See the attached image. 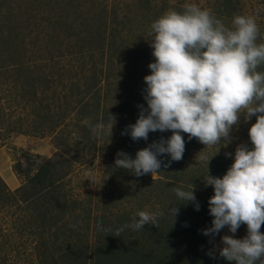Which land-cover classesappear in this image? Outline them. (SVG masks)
Returning <instances> with one entry per match:
<instances>
[{
    "label": "rangeland",
    "instance_id": "obj_1",
    "mask_svg": "<svg viewBox=\"0 0 264 264\" xmlns=\"http://www.w3.org/2000/svg\"><path fill=\"white\" fill-rule=\"evenodd\" d=\"M189 2L193 0H73L71 4L80 3V10L89 22L95 26L96 22H107L108 27H117L119 32L114 37L110 35L112 33L109 29L103 32L104 43L113 42L110 52L112 63L107 61L106 50L103 55L98 51L85 59L80 55H60V51H51L50 56H43V65L40 68L51 78V88L47 91L51 94L52 90L50 111L54 117L57 113L63 115L60 126L54 130L45 129L43 133L34 131V121L40 120L37 112L35 113L36 109L40 112L37 100L21 96L18 85L11 79L5 80L9 74L7 68H0V264H50V252L55 244V230L50 229L51 217L74 222L77 235L79 233V237L75 235V238L67 239L68 231L58 229V234L61 232L64 235H60L55 246L61 245L65 255L71 247L70 242L78 246L80 251L85 250L86 244L88 248L94 245L97 221L99 225L107 224L113 229V233L123 232L131 237L137 230L123 226L130 224L132 217L139 210L159 208L164 213L157 226L150 225L159 229V234H165L168 225L173 223L168 209L179 202L174 193L177 185H174L172 179H166L162 172L137 177L127 170L116 168L114 160L118 151L115 146L120 144L119 149H122L125 144L133 142L129 135L122 133L129 124L135 122L141 106L147 108L146 101L142 99L146 87L143 77L150 73L148 64L155 59L150 38L152 21L167 9H181ZM194 2L211 9L218 18L229 25L234 15H255L261 37L264 38V0ZM31 3L29 0L27 5ZM12 6L15 7V4ZM68 7L72 9L71 6ZM5 9V3H1L0 15ZM13 12L16 13L17 10L14 8ZM82 18L85 20L84 16ZM96 34L91 38L94 42L101 41L103 35L100 33L97 37ZM39 35L45 42L44 36L41 33ZM34 36V32L24 36L23 45L26 49L30 47L27 42ZM44 45L42 44L39 50ZM48 46L51 48L49 44ZM63 46L64 44L61 47ZM26 56L29 65L21 67L20 77L31 66L37 69L32 63L34 59L29 57L28 50ZM88 60L97 69L94 76L92 73L96 70ZM98 68L104 73H100ZM50 71L54 73L51 74ZM88 77L91 83H96V90L85 91ZM121 88H125L123 96L121 93L124 90ZM40 94L38 89L36 96ZM95 111L99 122L107 115L111 117L107 133L102 128L93 130L90 127L88 133L83 132L86 120L93 124L98 122L91 118ZM255 118L252 116L245 121L242 115L230 132L229 142L226 146L222 144L216 154L214 153L218 145L204 146L196 138H192L187 146L190 151L186 158L183 173L185 175L182 177L189 178L188 181L184 178L185 187H190L191 183L194 186L193 191L201 210H198L195 216L202 218V224L206 223L207 227L212 220L208 211V198L213 190L208 189L210 185L205 187L207 168L205 161L200 160V155L214 154L207 165L209 173L214 168V172L222 175L233 159L228 153H234L237 145L241 143L251 147L247 130ZM147 143L148 140L143 145ZM47 158H51L59 167L55 170L59 174L56 182H59L60 177L62 179L60 184L54 187L53 195L56 200L53 199V208L50 207V202L46 203L50 212H46L45 218H42L32 209L33 204L28 206L23 201L24 192L19 194L15 189L26 183L38 164ZM63 161L65 167L62 166ZM18 164L20 166L17 167ZM37 223H44V229L37 227ZM260 230L264 232L263 228ZM246 232V225L242 223L235 234L225 227L214 237L205 235L206 244H203L202 250H205L206 246L209 251V264H216L218 260L225 261L218 252V248L222 246L221 236L228 234L240 238L246 235ZM41 237L44 244L40 243ZM57 254L58 251L55 252L56 257ZM171 261L177 263L176 259ZM83 264H93L91 257L85 253Z\"/></svg>",
    "mask_w": 264,
    "mask_h": 264
},
{
    "label": "clouds",
    "instance_id": "obj_2",
    "mask_svg": "<svg viewBox=\"0 0 264 264\" xmlns=\"http://www.w3.org/2000/svg\"><path fill=\"white\" fill-rule=\"evenodd\" d=\"M150 38L155 59L143 77L147 108L141 106L135 122L122 134L132 140H147L154 131L171 130V135L138 149L134 157L118 151L114 166L137 177L157 173L183 158V134L204 146L218 145L216 154L229 142L242 115L245 121L255 116L247 130L251 147L241 143L234 153H228L233 159L221 176L211 175L207 167L214 154L200 155L207 168L204 184L213 189L208 198L211 224L202 232L214 237L226 227L235 234L245 224L243 237L221 236L219 255L234 264H264V232L260 230L264 224V38L256 16L237 14L230 25L225 24L193 0L154 19ZM110 121L107 115L101 122L84 123L107 133ZM165 154L170 159L160 158ZM193 187L191 183L174 188L180 201L177 205L193 202L199 210ZM177 205L168 209L172 222L179 211ZM163 215L159 208L139 210L123 228L138 231L145 225L157 226Z\"/></svg>",
    "mask_w": 264,
    "mask_h": 264
},
{
    "label": "trees",
    "instance_id": "obj_3",
    "mask_svg": "<svg viewBox=\"0 0 264 264\" xmlns=\"http://www.w3.org/2000/svg\"><path fill=\"white\" fill-rule=\"evenodd\" d=\"M28 1L0 0V5L1 3L6 5V9L0 15V68H7L9 74L5 77V80L11 79L14 84H17L21 96H29L37 100L40 112L36 109L35 113L37 112L36 115L40 120L38 122L34 121V131L43 133L45 129L54 130L57 126L59 127L61 119H63L62 114L57 113L54 117L50 111L52 90L51 94L47 91L51 88V78L40 68L43 65L41 64L44 59L43 56H50L51 51H60V55H80L85 59L86 56L90 58L94 52L98 51H101L103 55V51L106 50V53L108 52L107 61L112 63L110 52L113 48V42L104 43L105 34L103 35V32L105 33V30L109 29L112 33L110 35L114 37L119 30L117 27H114V29L112 28L113 26L108 27L107 22H96L97 25L95 26L88 21L84 12L80 10V3L71 4L73 0H31L32 3L29 6L27 5ZM13 4H15V7L12 6ZM68 6H71L72 9H68ZM14 8L17 10L16 13L13 12ZM70 15L72 16L70 17ZM83 16L85 20L82 18ZM30 32H34L35 36L27 42L30 47L26 49L23 45L24 36ZM40 33L44 36L45 42L41 40L42 36L39 35ZM93 33L98 35L101 33L103 35L102 40L99 39L101 41L94 42L95 40L91 38L94 35ZM42 44L45 45L39 50ZM62 44H64L63 47H61ZM27 50L30 52L29 57L34 59L32 63L37 69H33L31 66L20 77L21 67L29 65L26 62ZM87 62L93 65L90 60ZM93 67L95 68L94 65ZM95 70V72L93 70V76L97 72L96 68ZM98 70L100 73H104L101 68H98ZM261 70H264V66H261ZM49 73L53 74L54 72L50 71ZM105 77L108 80L107 75ZM86 85V88H84L86 92H90L91 89L96 90V83L94 81L91 83L89 77L86 80ZM38 89L41 94L36 96ZM122 90L124 91L121 96L124 95L125 88ZM96 111L91 118L99 122V117L95 116L97 115ZM89 129V126L84 125L83 132L88 133ZM15 131L19 132L18 130ZM169 135H171V130L150 132L147 139L148 143L145 145H143L146 141L144 139L141 142L133 140L132 143L125 144L122 149H119L120 144L116 145L115 149L117 151L124 150L129 156L134 157L138 149L147 146L154 140H158L161 136L166 138ZM183 135L185 137L183 158L179 161H172L169 166H162L161 170H159V172L164 173L166 179H172L174 185L177 186H185V179L186 181L189 179L188 176H182L185 175L183 173L185 172L186 158L190 151L187 146L190 144L191 139H188L187 134ZM160 158L162 160L170 159L166 154ZM55 161L57 162V160ZM54 163L51 158L45 159L44 162L38 164L35 172L28 177L27 184L24 183L15 189L19 194L24 192L23 201L28 206L33 204L34 208L32 207V209L42 218H45L46 212H50V207L53 208V199L56 200L53 195L54 187L58 186L60 179H62L60 177L59 182H56L59 174L55 170L59 167ZM64 165L66 164L63 161L62 166ZM18 166L20 165L18 164ZM212 170L210 172L211 175L221 176L216 171L214 172V168ZM208 186L206 185L205 187L208 188ZM208 189L213 190L211 185ZM211 193L213 194V192ZM48 202H50L49 208L46 207ZM179 203L180 201L176 205ZM177 207L179 209L178 214L173 223L168 225L165 234H159V229L145 225L143 229L136 231L134 235L132 233L133 237H131L130 234H124L123 232L113 233V229L109 228L107 224L100 223L96 228L97 233L94 236V245H91V248H88V244H86L85 250L80 251L78 246L70 242L71 247L66 251V255L61 245H59V247L61 246L60 248L58 245L55 246L60 235L63 234L61 232L58 234V229L67 230L68 235L66 238L70 237L71 239V237L75 238V235H77V228L74 222L70 223L69 221H63V218L51 217L49 221L52 223L50 224V229L55 230L53 234L55 244H53L54 249L50 252V264H83L84 253L86 256L89 255L91 257L93 264H174L171 261L172 259H176V264H209L210 258L207 260L209 251L206 246L205 250H202L203 244H206L202 230L207 228L208 225L206 223L202 224V218L195 216L198 210L194 207L193 202L180 204ZM199 211L201 210L199 209ZM61 214H63L62 211ZM169 216L171 217L170 214ZM43 225L44 223H37V227L41 230L44 229ZM261 228L264 229V224H262ZM77 236L79 237V233ZM42 239L41 237L40 243L44 244ZM168 241L171 242L169 243ZM56 251H58L57 257L55 256ZM216 264H234V262L225 259V261H216Z\"/></svg>",
    "mask_w": 264,
    "mask_h": 264
}]
</instances>
